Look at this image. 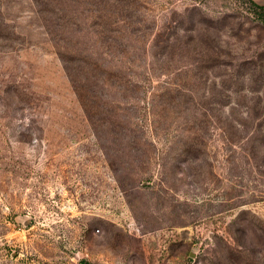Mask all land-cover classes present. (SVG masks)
Instances as JSON below:
<instances>
[{"label": "rangeland", "instance_id": "rangeland-1", "mask_svg": "<svg viewBox=\"0 0 264 264\" xmlns=\"http://www.w3.org/2000/svg\"><path fill=\"white\" fill-rule=\"evenodd\" d=\"M0 264H264V0H0Z\"/></svg>", "mask_w": 264, "mask_h": 264}]
</instances>
